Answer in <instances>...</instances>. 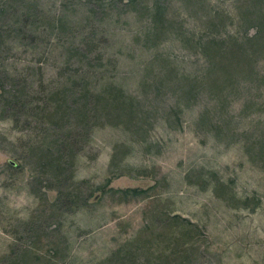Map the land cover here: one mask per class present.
I'll list each match as a JSON object with an SVG mask.
<instances>
[{"label":"rangeland","instance_id":"obj_1","mask_svg":"<svg viewBox=\"0 0 264 264\" xmlns=\"http://www.w3.org/2000/svg\"><path fill=\"white\" fill-rule=\"evenodd\" d=\"M0 264H264V0H0Z\"/></svg>","mask_w":264,"mask_h":264},{"label":"trees","instance_id":"obj_2","mask_svg":"<svg viewBox=\"0 0 264 264\" xmlns=\"http://www.w3.org/2000/svg\"><path fill=\"white\" fill-rule=\"evenodd\" d=\"M260 29V27H259ZM260 34V33H259ZM209 45V48L208 46H203L204 50H206L208 52V54L210 53V51L214 50V51H219L221 53H218L216 52V54H222L223 55V58L221 57V60H220V69L222 68L223 71H226V72H229L234 64V66L237 67V69H239L238 66L240 65H235V62H238L236 60L239 59L240 56H238L237 52L238 51V47H235V48H231V50H225L223 47L220 49L219 47L217 46H214V43L212 44H208ZM209 50V51H208ZM211 58V62L209 64V67H208V71L211 73L214 72L215 70H217V64L215 63V59H217V57H215L214 55L212 56H209ZM244 66H246L245 68L249 67L247 64H244ZM226 76H229V74H227ZM120 100L119 99H116V102L114 103L115 106H118V105H121L122 108V112L123 113H127L128 116L130 117V115L132 114L131 112V109L127 106V105H124V104H119ZM51 163V162H50ZM57 178L59 177V175L56 176ZM121 191H129L130 193L132 192H136L135 188H127V189H123ZM124 193H127V192H124ZM64 201L67 200L64 196H61ZM71 198H73V196L71 195ZM68 201H71L70 199H68Z\"/></svg>","mask_w":264,"mask_h":264}]
</instances>
